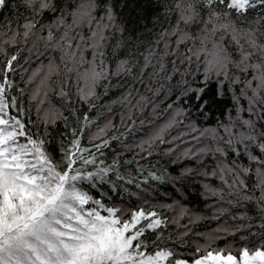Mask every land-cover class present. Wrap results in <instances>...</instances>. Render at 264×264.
Segmentation results:
<instances>
[{"label":"snow or ice","instance_id":"snow-or-ice-1","mask_svg":"<svg viewBox=\"0 0 264 264\" xmlns=\"http://www.w3.org/2000/svg\"><path fill=\"white\" fill-rule=\"evenodd\" d=\"M0 264H264V0H0Z\"/></svg>","mask_w":264,"mask_h":264},{"label":"trees","instance_id":"trees-1","mask_svg":"<svg viewBox=\"0 0 264 264\" xmlns=\"http://www.w3.org/2000/svg\"><path fill=\"white\" fill-rule=\"evenodd\" d=\"M229 243L231 242V238H229V241H228ZM235 243L237 244V245H239V244H241V243H243L242 241H240L239 240V238H237L236 239V241H235ZM216 244L218 245V246H224L225 245V241L224 240H220V241H217L216 242ZM234 251H235V249H233Z\"/></svg>","mask_w":264,"mask_h":264}]
</instances>
